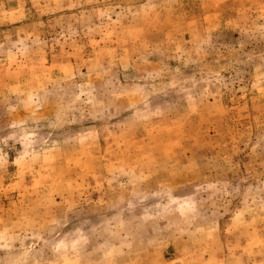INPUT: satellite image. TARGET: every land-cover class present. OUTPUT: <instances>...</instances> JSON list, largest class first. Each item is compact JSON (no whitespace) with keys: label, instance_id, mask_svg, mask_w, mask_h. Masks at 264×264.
Here are the masks:
<instances>
[{"label":"rangeland","instance_id":"374dc122","mask_svg":"<svg viewBox=\"0 0 264 264\" xmlns=\"http://www.w3.org/2000/svg\"><path fill=\"white\" fill-rule=\"evenodd\" d=\"M0 264H264V0H0Z\"/></svg>","mask_w":264,"mask_h":264}]
</instances>
